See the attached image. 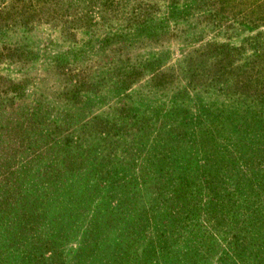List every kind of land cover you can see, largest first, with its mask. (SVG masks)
<instances>
[{"label":"trees","instance_id":"trees-1","mask_svg":"<svg viewBox=\"0 0 264 264\" xmlns=\"http://www.w3.org/2000/svg\"><path fill=\"white\" fill-rule=\"evenodd\" d=\"M35 27L98 41L33 68ZM5 61L22 74L0 72V264H264V0H0ZM106 182L110 228L89 215Z\"/></svg>","mask_w":264,"mask_h":264},{"label":"rangeland","instance_id":"rangeland-1","mask_svg":"<svg viewBox=\"0 0 264 264\" xmlns=\"http://www.w3.org/2000/svg\"><path fill=\"white\" fill-rule=\"evenodd\" d=\"M260 31L261 30L258 31V30L251 29L249 31L240 32L231 37H227L226 35H222V34L215 35L214 31H210V29H204L202 31L198 30L196 40L198 41H201L202 39L207 40L211 37L212 39L217 40V41H227V43L232 44V45H241V44H244V41L246 40L248 36H253ZM53 32H55V30L49 29L47 27H35L31 31H25L21 33V35L27 37L26 41H29L30 44H32V48L34 49L36 53V59L33 61V65H32L33 68H37V67L40 68L43 63H46L51 53L56 54V55L63 54L65 59H67L70 62H74L78 59L77 57L79 54L86 52V51L85 52L80 51L81 49H84V50L89 49L91 46L95 45L98 41V36H93V35L91 36L89 34L84 33L83 31H80L78 33L79 42L77 43L76 46H72V45L66 46L67 44H63L62 46H60L59 38ZM19 35L20 34L18 33V31H15L12 33L10 32L9 37H5L4 39H7L8 42H14L18 40ZM177 56L178 54L176 50V53L173 59H175ZM19 70H21L20 64L16 62L5 61L4 63L0 64V72L12 78L18 77L22 74V71H19ZM62 85L63 84H61L60 87H62ZM38 88H39V85L36 82H33V81L30 82L26 87L25 100L28 102L34 103L37 100V96L39 94ZM139 90H143V87L135 85L131 91V94L134 95ZM82 94L84 95V98L89 99L88 102L96 99V95L92 92H87V93H82ZM60 110H62V107L60 106V104L52 108L50 119L52 120L55 119L59 113L58 111ZM105 165L112 166V165H115V163H112L110 161V162L105 163ZM120 178L121 177L118 176L115 179V181H113V184H118ZM106 185L107 186L104 188V190L95 189L93 191V194L97 193L100 196V199L96 198V200L92 202V205L90 207L91 213L89 215H93L95 210H99L98 205L100 204L102 206L103 211L106 212L108 210L110 212L108 203L111 201V194L115 189L111 190L112 186L109 188V182H106ZM3 190H4V187L0 186V193L3 192ZM116 190H121V188H117ZM107 215L109 217V220L107 223L108 228H110L113 225L114 221L119 220L121 218L120 215H117L115 217L114 214L111 212L107 213ZM0 221L4 222L6 221V219L0 220ZM69 227L75 228V226H69ZM115 229H117L116 226H115ZM84 233H85V225L81 228L78 227L77 231H74V232L71 231L68 235L69 238H67V240L64 242L63 250H64V253L67 259L70 262L76 261L75 254L78 251V248L80 247L81 239ZM152 235L154 236V238H156V234H152ZM182 239H186V238L183 237ZM149 241L150 239L148 237V239L146 240V243H148ZM181 248H182L181 245H178L177 247H175L176 253ZM211 261H212V264H220L219 263L220 256H214L211 259Z\"/></svg>","mask_w":264,"mask_h":264}]
</instances>
